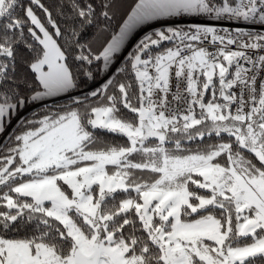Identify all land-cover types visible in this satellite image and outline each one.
<instances>
[{
	"label": "snow or ice",
	"instance_id": "snow-or-ice-1",
	"mask_svg": "<svg viewBox=\"0 0 264 264\" xmlns=\"http://www.w3.org/2000/svg\"><path fill=\"white\" fill-rule=\"evenodd\" d=\"M129 7L109 36L116 0H0V132L70 99L0 146V264H264V31L162 26L123 78L73 93L139 24L264 25V0Z\"/></svg>",
	"mask_w": 264,
	"mask_h": 264
},
{
	"label": "trees",
	"instance_id": "trees-1",
	"mask_svg": "<svg viewBox=\"0 0 264 264\" xmlns=\"http://www.w3.org/2000/svg\"><path fill=\"white\" fill-rule=\"evenodd\" d=\"M46 4H51V0H44ZM136 0H116L117 10L115 18L112 22V25L109 28V36L114 34L119 29V25L123 23V20L127 17V13L131 11V7H134ZM169 24L165 21L163 24L154 22L153 24L141 28L135 32L132 38L129 40L125 48L116 54L112 64L109 68L104 69L101 65L99 68L91 67L92 77L80 76L78 79L79 87L73 90L74 94L89 92L95 90L96 88L101 87L103 83H105L109 78L118 79L123 78L124 73H117L116 70L118 68L123 67L124 58L127 56L128 52L134 50L136 43L144 36L145 33L151 32L156 28H160L162 26H168ZM180 27H187L185 25H178ZM251 32V31H244ZM256 32V31H252ZM134 39H136L134 41ZM134 41V42H133ZM133 42V43H132ZM25 73L24 62L18 61L17 63V75L23 76ZM70 103L69 96L66 94L61 98H57L48 102L35 103L30 102L26 106L20 108L14 117L11 118L8 126H6L5 130H7L6 135L0 136V146L7 144L10 139L14 136V134H18L23 130V125L25 121L33 118V114H43L47 109H55L58 106L68 105ZM97 134L101 137L102 140L111 142L113 140H120L122 138L115 137L110 133H104L97 130ZM215 138H213L214 140ZM212 142V141H208ZM191 147H196L195 142H188Z\"/></svg>",
	"mask_w": 264,
	"mask_h": 264
},
{
	"label": "built area",
	"instance_id": "built-area-1",
	"mask_svg": "<svg viewBox=\"0 0 264 264\" xmlns=\"http://www.w3.org/2000/svg\"><path fill=\"white\" fill-rule=\"evenodd\" d=\"M210 19L207 18H200V17H185L183 19L181 18H172V23L173 25H185L187 26L188 24L191 23H202V22H208ZM213 21V20H212ZM215 26L217 27H226L229 28L230 30H242V31H259L261 29H264V25H256V24H250V23H244V24H239L238 21L232 22V21H215ZM260 28V29H259ZM211 50V48H210Z\"/></svg>",
	"mask_w": 264,
	"mask_h": 264
},
{
	"label": "crops",
	"instance_id": "crops-1",
	"mask_svg": "<svg viewBox=\"0 0 264 264\" xmlns=\"http://www.w3.org/2000/svg\"><path fill=\"white\" fill-rule=\"evenodd\" d=\"M134 6H135V5H134ZM125 19H127V17H126ZM163 19H164V21H166V22H170V21L172 20V18H163ZM154 22H157V21H156V20H150V21H147L146 23H143V24H139V25H137L136 28L133 29V31L129 34V37H128V39L125 41V44H124V46L122 47L121 51L125 48V46L127 45V43L129 42V40L132 38V36L135 34L136 31H138V30L141 29V28L147 27V26L153 24ZM206 23L216 25V24H215V21H212V20H209V21L206 22ZM238 23L241 25V24H244V23H250V22H240V21H238ZM250 24H253V23H250ZM253 25H254V24H253ZM256 25H259V24H256ZM259 29H260V28H259ZM118 31H119V29H118ZM259 31H264V29H261V30H259ZM121 51H120V52H121Z\"/></svg>",
	"mask_w": 264,
	"mask_h": 264
},
{
	"label": "rangeland",
	"instance_id": "rangeland-1",
	"mask_svg": "<svg viewBox=\"0 0 264 264\" xmlns=\"http://www.w3.org/2000/svg\"><path fill=\"white\" fill-rule=\"evenodd\" d=\"M135 40H136V39H134V41H135ZM134 41H133V42H134ZM133 42H132V43H133ZM65 95H66V94L61 95V96H58V97H50V98H46V99L43 100V101H37V102H35V103L48 102V101H51V100H54V99H57V98H61V97L65 96ZM15 114H16V113H15ZM15 114L12 115V116L10 117V119L7 120V126H8V124H9L11 118L14 117ZM5 128H6V127H5ZM5 128H4V130H3L2 132H0V136H1V137L4 136V135H6L7 130H5Z\"/></svg>",
	"mask_w": 264,
	"mask_h": 264
}]
</instances>
